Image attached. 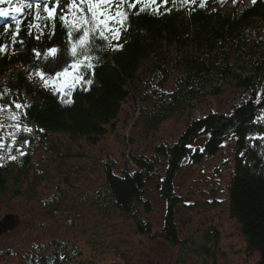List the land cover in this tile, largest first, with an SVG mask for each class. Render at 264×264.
Here are the masks:
<instances>
[{
  "label": "trees",
  "instance_id": "16d2710c",
  "mask_svg": "<svg viewBox=\"0 0 264 264\" xmlns=\"http://www.w3.org/2000/svg\"><path fill=\"white\" fill-rule=\"evenodd\" d=\"M228 2L231 6L226 8ZM241 3L242 0L236 3L206 0L203 9L197 3L160 17L147 11L130 16L131 27L121 34L119 41L124 44L123 50L107 49L100 53L103 62L96 69L94 85L87 92L74 91L71 105H62L35 75L28 79L29 73L41 63L34 58L32 49L42 52L46 47H63L66 35L59 21L51 39L36 40L25 31L32 16H18L21 34L17 39L25 41L21 46L11 43L15 23L0 19V42L8 45L7 52L0 56V92L9 90L0 104L10 99L30 104L28 109L13 107L12 111L18 114L27 111V118L20 114L19 120L34 129L30 134L12 127L17 137L15 145L9 152L0 149L3 157L0 159V196L37 200L42 209L62 204L59 188L49 198L36 195L37 186L48 179L43 171L36 173L39 168L36 153L42 149L51 155L57 154L53 146L54 137L59 136L80 147L98 145L115 133L123 105L129 98H136L140 88L147 90L152 86L154 91L156 103L154 114L149 117L150 128H157L186 108H196L194 103L209 96L236 90L240 92L239 101L228 112L207 109L200 117H191L175 141L161 142L149 156L131 154L134 168L130 162L121 166L109 155L100 160L104 186L96 187L83 198L96 203L103 218L111 219L120 212L131 220L139 234L181 246L177 264H186L187 258L194 261L190 264H208L200 263L198 258L212 252L208 244L215 246L219 233L216 228L209 230L203 244L192 238L189 243L181 241L175 211L183 205L184 196L177 191L174 181L184 159L195 165L229 153L230 161H222L233 162L227 185L228 212L237 222L247 252L257 255L254 264H264V0L240 10ZM167 7H172L171 3ZM40 8L43 9V4ZM160 10L163 12V7ZM41 70L45 69L41 67ZM171 82L173 88H167ZM15 123L10 121L12 125ZM41 128L43 132L39 131ZM23 140L28 143L17 151ZM231 145L234 149L230 152ZM11 156L17 159L12 160ZM72 156L68 153L61 159ZM152 180L160 182L162 198L167 201L160 229H155L140 215L141 209L153 210L147 196ZM104 248H95L96 256L87 255L75 241L56 238L33 245L17 264H134L129 252L114 248L115 257L109 260Z\"/></svg>",
  "mask_w": 264,
  "mask_h": 264
},
{
  "label": "rangeland",
  "instance_id": "374dc122",
  "mask_svg": "<svg viewBox=\"0 0 264 264\" xmlns=\"http://www.w3.org/2000/svg\"><path fill=\"white\" fill-rule=\"evenodd\" d=\"M64 1L60 0V3ZM250 3L251 0H242L239 9ZM228 7L229 4L226 8ZM59 8L60 6L57 10ZM144 80L145 78L142 81ZM167 88H173V82ZM153 92L152 86L147 90L140 88L136 98H129V102L123 105L115 133L109 134L98 145L83 144L80 147L59 136L54 137L53 147L61 156L58 153L51 155L42 149L36 153L35 160L37 159L39 167L36 173L43 171L48 177L37 186L36 195L42 199L49 198L59 188L63 201L55 207L42 209L37 200L0 196V219L12 214L17 223L12 231L0 237V264L5 261L17 264L20 257L33 245L56 238L75 241L87 255L95 254L97 247H105L109 260L115 257V248L129 252L134 264H177L181 246L139 234L132 222L121 216L120 212L111 219L103 218L101 210L97 209L98 205L91 200L85 201L83 197L93 193L96 187L99 189L104 186L100 160L109 155L121 166L130 162L129 165L134 168L131 154L149 156L161 142L175 141L190 118L200 117L207 109L228 112L230 106L239 101L240 92L232 90L220 96H209L204 101L194 103L196 108L189 107L182 113H175L161 122L155 130L148 126L149 117L152 118L155 110L156 99ZM10 117L7 111L0 112V122L5 125L0 128V137L5 138L0 142L4 144L2 149L8 152L15 145L8 136V133L13 132ZM200 141L203 142V139ZM232 149L234 145H231L230 152ZM67 151L73 156L61 159L68 154ZM228 154L224 153L195 165H191L188 159L181 162L174 184L183 194L185 206L176 209L175 219L181 240L187 242L192 238L203 244L206 242L205 236H209V230L216 228L218 231L219 241L215 246L213 243L208 244L212 252L201 254L198 258L200 263L254 264L257 255L247 252L237 222L227 208V185L233 162L222 161L229 158ZM159 183L158 180H152L148 184L147 196L152 201L153 210H140V215L150 221L155 229L163 226L167 211V201L156 188ZM192 262L194 261L187 258L186 264Z\"/></svg>",
  "mask_w": 264,
  "mask_h": 264
},
{
  "label": "snow or ice",
  "instance_id": "6c2138e0",
  "mask_svg": "<svg viewBox=\"0 0 264 264\" xmlns=\"http://www.w3.org/2000/svg\"><path fill=\"white\" fill-rule=\"evenodd\" d=\"M50 0H0V19L12 20L16 27L11 34V43L24 45V39H17L21 34L20 15H30L32 20L25 26L28 36L36 40L41 37L51 39L54 34L56 22L59 21L62 29L65 31L66 40L63 47L52 46L46 47L42 52L32 49L34 58L40 59L41 63L37 65L32 72L29 73L28 79L35 75L46 90H50L56 95L62 105H71L74 103L71 98L74 91H89L95 83L96 69L100 67L103 60L100 53L107 49L112 51H121L124 44L120 43L121 34L128 31L131 27L130 16H139L147 11L149 15L160 17L170 14L173 10L180 11L186 6L196 5L203 9L206 6V0H68L62 14L57 15L56 9L60 6V0H55L49 7ZM224 0H221L223 3ZM237 0H233L236 3ZM253 4L257 0H251ZM171 3L172 7H167ZM43 4L41 10L40 5ZM140 5L138 10L133 13L132 9ZM163 7V12H161ZM195 9H190L194 11ZM41 11L43 15H41ZM43 22V26H41ZM48 32L45 33L44 29ZM33 30H35L33 32ZM7 31V28H5ZM115 41L116 43H113ZM127 41L125 40V43ZM8 49V45L0 42V56H3ZM16 51H19L17 49ZM43 67L45 70H41ZM87 77V79H85ZM8 89L0 92V100L7 95ZM257 98V103H259ZM15 109H28L31 107L28 103H19L16 100H9L6 104H0V112L9 111L11 119L17 123L10 125L17 130L27 133H33L34 129L28 127L23 121L19 120L22 114L27 118V111L18 114L13 112ZM3 122H0V128H4ZM43 132L44 129H39ZM11 143L15 144L17 137L15 132L8 133ZM5 138L0 137V141ZM264 139V137H262ZM27 140L20 142V151ZM191 147V146H189ZM4 148V144L0 142V149ZM10 150V147H9ZM203 151V149H200ZM21 155L24 153L21 151ZM3 157H0L2 159ZM12 160H16V156H11ZM64 259L63 256L60 257Z\"/></svg>",
  "mask_w": 264,
  "mask_h": 264
},
{
  "label": "water",
  "instance_id": "95a60500",
  "mask_svg": "<svg viewBox=\"0 0 264 264\" xmlns=\"http://www.w3.org/2000/svg\"><path fill=\"white\" fill-rule=\"evenodd\" d=\"M12 221H15L12 223ZM17 226L14 215H6L3 219H0V237L6 233L12 231Z\"/></svg>",
  "mask_w": 264,
  "mask_h": 264
},
{
  "label": "bare ground",
  "instance_id": "6f19581e",
  "mask_svg": "<svg viewBox=\"0 0 264 264\" xmlns=\"http://www.w3.org/2000/svg\"><path fill=\"white\" fill-rule=\"evenodd\" d=\"M244 8V7H243ZM0 24H1V22H0ZM264 91V90H263ZM153 130H155V129H157V128H155V127H153L152 128ZM158 187V189H157V191L158 192H160V189L162 188L161 186H160V184L157 186ZM177 191L179 192V189L177 188ZM161 193V192H160ZM183 199H184V197H183ZM150 201H151V199H149ZM152 202V201H151ZM182 206V205H181ZM181 206H179V207H181ZM185 205H184V202H183V206L182 207H184ZM55 207V206H54ZM179 207H177V210H178V208ZM52 208V207H51ZM124 217V216H123ZM124 218H126L127 220H129L127 217H124ZM129 221H131V220H129ZM175 221H176V219H175ZM181 239V238H180ZM181 241H184V240H181ZM186 242V241H185Z\"/></svg>",
  "mask_w": 264,
  "mask_h": 264
}]
</instances>
